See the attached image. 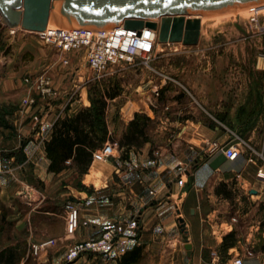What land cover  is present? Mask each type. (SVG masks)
<instances>
[{"label":"rangeland","instance_id":"1","mask_svg":"<svg viewBox=\"0 0 264 264\" xmlns=\"http://www.w3.org/2000/svg\"><path fill=\"white\" fill-rule=\"evenodd\" d=\"M259 11L254 15V12L242 8L203 16L202 32L196 46L157 42L147 63L138 57L132 65L112 68L98 79L97 74L85 63L84 50L61 53L55 47L42 44L36 34L21 30L11 32L2 24L0 17V105L11 108L20 103L22 110L23 100L33 98L36 103L28 115L35 114L38 99L43 103H50L62 96L64 88L56 90L53 83V80L62 76V87L72 82L73 92L68 89L65 95L66 103L73 98H80V87H84L83 98L88 100L87 107L92 106L95 99L106 97L108 103L106 120L111 126L117 127L116 133L120 132L124 125L130 104H141L144 100L156 112V117L149 121L147 128V133L155 144L154 157H158L160 147L163 145L167 149L174 150V154L180 151L181 148L174 149L166 145L180 132L176 122H182L183 118L201 121L211 129L215 126L225 132L227 129L228 134L239 135L241 139L259 150L264 141V60L260 59L264 55V9ZM227 13H231V16ZM252 17L255 20H252ZM73 52H77L76 57L72 55ZM65 59L68 64L64 63ZM41 75L49 79V87L53 95L41 96L35 87L26 84V78L34 81ZM151 89L162 91V99L159 98V102L163 103H158L153 93L150 94L149 101L145 99L147 94L145 92ZM108 94L117 96L109 99ZM39 118L42 121V117ZM207 149L208 146L203 145L201 153L207 154ZM245 149L248 151V148ZM113 155L107 161L97 162L96 166L100 168L96 169V172H104L105 167L108 169V164H115V160H120L122 152L118 150ZM124 166L121 163L119 170L123 171ZM69 174L61 182L60 187L70 186L79 193H84L86 201L89 197L92 198L93 186L90 181L85 179L84 182V177L74 172ZM113 178L116 181L115 175ZM183 179L186 180L184 175ZM95 182L96 187L102 184L98 180ZM225 186L229 194L224 191L223 198L214 195L212 185L200 193V208L205 219L202 233L206 248L203 251H207L208 254L206 261H211L212 250L217 251L215 263L218 264H225L230 257L221 252L215 243V237L219 238L222 233L218 227L220 221L227 216L226 213L236 209L239 204L248 206L252 203V200L244 194L237 177H232ZM227 194L229 199L225 198ZM175 199L177 200V197ZM58 200L59 205L54 208V214L50 216L48 224L40 225L36 229L32 227L33 234H39L40 230L45 228L55 233L63 224L67 233L65 211L67 204L78 208L80 226L86 223L87 227H90L92 213L87 211L88 206L82 205L85 201L81 196L70 193L65 194L64 198L59 196ZM126 205L127 209L131 208L129 203ZM15 206L17 209L15 218L17 216V218L21 217V220L24 219L30 208L28 203L19 201L15 202ZM209 212H215L210 217V221L205 218ZM9 213L12 215L11 209ZM185 214L184 211V216L187 217ZM135 215L134 218L137 220L139 214ZM178 218L184 217L179 215ZM102 219L106 228L103 232L120 225L122 231L118 238L124 235L126 221H120L118 217L111 220L109 216ZM12 221L15 222L11 220L8 222L10 224L3 226L0 224V253L3 252L0 264H6V259L10 256L12 264H83L84 260L88 261L94 256L108 259L109 256H119L122 251L133 247L142 248L136 264H196V261L187 255L185 249V244L189 242V235L185 233L187 229L179 228V223L176 228L165 229L160 233L164 237L162 242L121 244L116 249L117 238L106 253L83 255L68 262L69 249L78 243L74 241L77 230L71 235L67 233L63 240L56 241L54 238H49L54 239V245L33 255L31 246L46 239L27 243L25 238L30 233L27 219L17 228L13 227ZM14 236L17 239H14ZM26 253L27 260L22 261L20 257L23 258ZM112 260L114 259L107 264H115Z\"/></svg>","mask_w":264,"mask_h":264},{"label":"crops","instance_id":"2","mask_svg":"<svg viewBox=\"0 0 264 264\" xmlns=\"http://www.w3.org/2000/svg\"><path fill=\"white\" fill-rule=\"evenodd\" d=\"M76 54L77 52H73L72 55L76 57ZM260 59L264 60V58ZM258 64L259 62L257 66ZM62 81V76L53 80L56 90L61 88L65 90L60 98L50 103H43L41 99L37 100L34 111L42 117V124L35 129L31 127L30 117H26L20 111V103L11 108L0 105V149L2 151L0 224L2 226L15 220V222L12 221V225L17 228L23 220L27 219L30 230L25 238L27 243L49 238H54L56 241L63 240L67 234L64 224L55 233L45 228L40 230L39 234H33L32 227L36 229L40 225L48 224L50 216L54 214V208L59 205V196L64 198L65 194L76 193L86 202L82 205L88 206L90 210L87 211L92 213V219L89 221L91 223L89 228L86 223L82 226L79 224L74 235L75 242L99 238L106 229L102 218L108 216L111 220L118 217V220L127 222L124 235L116 241V249L121 244L162 242L164 237L160 233L165 229H174L177 223L179 228H182L178 218L182 215L184 227L187 229L185 233L189 235L188 243L191 245V254L187 255L191 256L196 264H218L215 263L217 251L210 252L211 261H206L208 254L207 251H203L206 248L202 233L205 219L200 208V193L212 185L214 195L223 198L224 191L228 192L225 184H228L232 177H237L244 194L252 200V203L248 206L239 204L236 209L226 213L227 216L219 223L218 227L222 233L219 238L215 237V243L221 252L230 255L225 264H232L231 259L236 255L243 257L244 264H264V181L257 177L258 169L264 172V160L255 156L253 161H249L251 152L264 155V141L259 150H256L257 147L244 141L239 135L228 134L227 129L226 132L217 126L211 129L201 121L183 118L182 122H176L180 132L166 145L169 148H181L180 151L174 154V150L167 149L163 145L160 147L158 157H154L155 144L149 137L147 128L149 121L156 117V112L144 100L141 104L131 103L120 132L116 133L117 127L111 126L106 120L108 134L113 141L117 142L126 133L135 115L142 114L149 118L144 132V141L140 138L138 146H132L125 158L121 155L120 160H115V164H108V169L105 167L104 172H96V169L100 168L96 166V163L103 161L92 159L88 171L82 175L84 182L88 179L93 186V197H89L86 201L84 193H79L70 186L60 187L61 182L70 175L69 172H74L73 169L59 174H53L48 170L50 160L46 155L45 143L51 138L54 123L65 116H74L89 105L88 100L83 98L84 87H80L79 99L73 98L66 103L65 95L68 89L73 92L72 82L62 87ZM145 93H147L146 100L149 101L150 94L153 93L158 103H163L159 102V98L162 99V91L151 89ZM41 135L46 136L44 141ZM212 142L220 145L238 144L242 153L236 160H226L217 169H212L211 162L220 154L211 157L201 153L203 145ZM245 148H248V151ZM118 150L117 148L116 152ZM121 163L125 165L123 171L119 170ZM114 175L116 181H114ZM183 175L186 180L183 179ZM97 180L102 183L99 187L95 185ZM187 185H189L188 191L183 192ZM150 192L153 193L152 196ZM228 194L225 196L226 199H229ZM55 197H57L56 200ZM163 197L165 198L162 200ZM19 201L27 202L30 207L28 214L22 220L21 217L15 218L17 210L15 202ZM128 203L131 206L130 209L126 208ZM10 209L12 215L9 213ZM81 210L84 211V209ZM184 211L187 217L184 216ZM214 213L209 212L205 218L210 221ZM135 214H139L137 220H135ZM229 234H233L235 245L222 249L223 238ZM13 238L17 239L15 236ZM247 250L251 251V256H246ZM126 251H122L119 256H112L114 258L94 256L88 261L83 259V264H107L111 259H114L112 263L117 264ZM20 259L26 261L27 253Z\"/></svg>","mask_w":264,"mask_h":264},{"label":"water","instance_id":"3","mask_svg":"<svg viewBox=\"0 0 264 264\" xmlns=\"http://www.w3.org/2000/svg\"><path fill=\"white\" fill-rule=\"evenodd\" d=\"M264 5V0H0L2 24L9 30L43 32L49 23L66 29L110 30L123 26L157 30L159 44L196 46L201 18L225 11ZM226 161L218 155L210 164ZM187 185L183 192H187ZM184 228V220L179 219ZM187 254L191 245L186 243Z\"/></svg>","mask_w":264,"mask_h":264},{"label":"built area","instance_id":"4","mask_svg":"<svg viewBox=\"0 0 264 264\" xmlns=\"http://www.w3.org/2000/svg\"><path fill=\"white\" fill-rule=\"evenodd\" d=\"M247 9L254 12L253 14L255 15L259 10L264 9V5L252 6ZM252 20H255V18L252 17ZM10 31L15 32L16 30ZM33 34L37 35L42 44L55 47L61 53L84 50L85 63L97 74V79L107 74L112 68H122L124 65H132L138 57L147 63L155 49L158 36L157 30L143 28L140 34H138L137 31L125 29L123 26L110 30H88L66 29L56 25H48L43 32ZM64 63L68 64V61L65 59ZM25 82L27 85L35 87L41 96L53 95L49 87V79L44 75L39 76L34 81L31 78H26ZM35 103V99L26 98L23 100L22 110H20L25 116L31 117L34 129L42 124L38 114L28 115ZM41 139L44 141L46 136L41 135ZM207 146V154L209 156L214 157L222 154L227 161L236 160L242 153V149L238 144L220 145L212 142L208 143ZM117 148L116 141H107L100 149L93 153V159L107 161L109 157L113 156ZM251 153L250 155L252 156H250L249 161H253L255 156L264 160L263 154ZM1 154L2 151H0V161ZM257 177L264 181L262 169H258ZM152 195L153 193L150 192V196ZM65 211L66 229L67 233L71 235L78 229L79 210L75 206L67 204ZM121 231V226L109 228L97 239L75 243L68 251L67 261H74L83 255L106 253L110 250ZM54 243V239H46L35 243L31 246V253L37 255L42 250L53 246ZM246 256H251L250 250H247ZM231 260L232 264H244V259L241 255H236Z\"/></svg>","mask_w":264,"mask_h":264},{"label":"trees","instance_id":"5","mask_svg":"<svg viewBox=\"0 0 264 264\" xmlns=\"http://www.w3.org/2000/svg\"><path fill=\"white\" fill-rule=\"evenodd\" d=\"M117 95L108 94L109 99ZM108 103L106 97H99L92 102V106L81 109L74 116L58 119L52 129L49 141L45 143L47 158L50 160L49 172L59 174L66 170H74L78 176L85 174L93 159V152L101 148L107 140H112L108 134L106 111ZM149 118L136 114L129 123L126 133L118 140V149L125 158L132 146H138L144 141V132ZM235 245L233 234L223 238L222 249ZM142 248L133 247L126 251L117 264H136L141 256ZM3 252L0 253V262ZM6 264H12L11 256Z\"/></svg>","mask_w":264,"mask_h":264},{"label":"bare ground","instance_id":"6","mask_svg":"<svg viewBox=\"0 0 264 264\" xmlns=\"http://www.w3.org/2000/svg\"><path fill=\"white\" fill-rule=\"evenodd\" d=\"M243 9H244V8H243ZM259 12H260V11H259ZM237 13H238V11H237ZM220 14H221V13H220ZM225 14H226V13H225ZM228 14H229V13H227V15H228ZM230 14H231V13H230ZM230 14H229V15H230ZM239 14H240V13H239ZM216 16H217V15H216ZM223 16H224V15H223ZM230 16H231V15H230ZM212 17H213V16H212ZM228 17H229V16H228ZM224 18H225V17H224ZM203 22H204V18L202 17V18H201V32H202V24H203ZM49 25L52 26V25H54V24L49 23Z\"/></svg>","mask_w":264,"mask_h":264}]
</instances>
